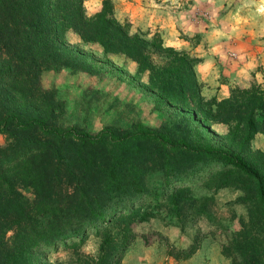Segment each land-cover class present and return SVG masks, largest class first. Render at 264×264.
Returning <instances> with one entry per match:
<instances>
[{
	"label": "trees",
	"instance_id": "1",
	"mask_svg": "<svg viewBox=\"0 0 264 264\" xmlns=\"http://www.w3.org/2000/svg\"><path fill=\"white\" fill-rule=\"evenodd\" d=\"M68 31L100 45L105 60L69 47ZM109 54L135 62V78L150 72L164 128L63 125L61 103L41 87V74L111 75ZM199 62L158 34L133 33L111 0L90 16L83 0H0V264H121L132 225L162 211L179 228L192 213L212 218V198L185 193V183L202 175L216 189L241 192L236 202L246 209L239 230L225 229L221 255L229 264H264V151L251 148L264 131V87L253 80L227 98L206 99ZM219 124L228 127L224 143L213 137ZM90 235L99 240L95 256L79 252ZM61 248L69 258L50 260ZM195 251L194 244L184 258Z\"/></svg>",
	"mask_w": 264,
	"mask_h": 264
},
{
	"label": "rangeland",
	"instance_id": "2",
	"mask_svg": "<svg viewBox=\"0 0 264 264\" xmlns=\"http://www.w3.org/2000/svg\"><path fill=\"white\" fill-rule=\"evenodd\" d=\"M235 1L238 0H229L230 3H235ZM101 3L102 0H83L85 14L90 16L98 12ZM165 3L169 6V10L175 6L174 10L190 11L187 19L198 24L210 22L213 26L219 22L220 16L225 13L223 11L225 9H219L218 6L213 8L211 3L209 8L197 10L192 8L193 0H167ZM243 23L242 25H246V28L252 23V19L248 22L243 21ZM131 31L140 33L147 39H151L154 35L136 32L132 28ZM178 31L180 35L176 33L169 36L178 37L191 45L197 44L201 39V36L198 35L190 38L181 29ZM158 35L160 36V34ZM65 39L68 46L75 51L83 55L90 54L98 61L105 60L100 45L84 43L73 31H68L65 34ZM220 39L225 41L230 38L226 35L211 36L209 43H216ZM241 39L243 41L248 39L246 41L250 42L249 46L255 47L261 42L264 44V35L248 37L244 34ZM241 39L235 43L242 42ZM230 41L233 43V38ZM163 43L168 46L164 40ZM224 54L230 59H236L240 55L248 57L247 53L238 52L234 49H225ZM254 55L258 57L261 54L256 53ZM107 60L116 67L111 75L95 76L65 69L58 72L45 71L41 74L39 82L41 87L55 90L61 103L58 112L61 114L60 119L63 120V125L85 128L90 132H97L105 126L128 129L137 123H142L150 129L164 128L165 119L162 113L154 108L152 91L149 87L150 72H145L139 78H135L137 64L132 60L120 54H109ZM154 61L158 63L159 58L155 57ZM257 71L261 82L259 84L264 87V64L259 66ZM212 130L214 139L218 143H224V136L228 127L219 124L214 125ZM4 143V138L0 136V145ZM251 148L253 151H264V131L255 136L251 142ZM185 185L187 196L199 201L205 198L213 199L210 205L212 218L207 220L192 213L188 216L184 227L179 228L176 226V220H170L162 211L159 218L132 225L134 238L127 248L121 264H227L225 263L227 259L220 253L221 246L226 239V232L239 230L246 221L245 207L236 202V199L241 196V192L231 189H216L213 183L206 181L205 175L190 179ZM19 193L27 198L32 196L29 190L19 189ZM225 229L228 231L225 232ZM98 244L99 240L90 235L79 252L87 256H95L98 252ZM194 244L196 246L195 253L199 255L193 257L194 253L185 259L184 256L188 254ZM70 253V249L61 248L57 253H51L49 258L52 261L55 259L65 260L69 258ZM177 253L180 256L179 259L175 258ZM227 262L230 263L229 260Z\"/></svg>",
	"mask_w": 264,
	"mask_h": 264
},
{
	"label": "crops",
	"instance_id": "3",
	"mask_svg": "<svg viewBox=\"0 0 264 264\" xmlns=\"http://www.w3.org/2000/svg\"><path fill=\"white\" fill-rule=\"evenodd\" d=\"M111 1L114 15L119 21H128L136 32L160 34L168 46L184 50L200 60L194 70L204 98L215 97L221 100L227 98L235 86L247 87L253 80L261 83L257 68L264 64V44L261 42L255 47L249 46L250 42L246 41L248 39L243 41L241 38L244 34L248 37L264 35L263 0H238L235 3H230L229 0H193V10L209 8L210 3L213 8L218 6L219 9H225L219 22L213 26L210 22L199 24L190 22L187 19L190 11L174 10L175 6L169 10L165 3L167 0ZM251 19L252 23L245 28L246 25H242L243 21L248 22ZM179 29L190 38L201 36L200 41L191 45L178 37H171L176 33L180 35ZM222 35L233 38V43H230V39L209 43V37ZM240 39L242 42L235 43ZM225 49L247 53L248 57L240 55L236 59H230L224 54ZM256 53L261 55L256 57L254 55ZM197 255L199 254L195 253L193 257ZM225 263L228 264L227 260Z\"/></svg>",
	"mask_w": 264,
	"mask_h": 264
},
{
	"label": "clouds",
	"instance_id": "4",
	"mask_svg": "<svg viewBox=\"0 0 264 264\" xmlns=\"http://www.w3.org/2000/svg\"><path fill=\"white\" fill-rule=\"evenodd\" d=\"M87 251V249H85Z\"/></svg>",
	"mask_w": 264,
	"mask_h": 264
}]
</instances>
